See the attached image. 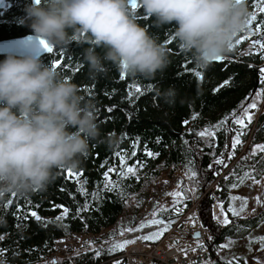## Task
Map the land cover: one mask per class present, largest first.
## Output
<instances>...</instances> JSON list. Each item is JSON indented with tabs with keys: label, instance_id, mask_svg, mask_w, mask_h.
<instances>
[{
	"label": "trees",
	"instance_id": "1",
	"mask_svg": "<svg viewBox=\"0 0 264 264\" xmlns=\"http://www.w3.org/2000/svg\"><path fill=\"white\" fill-rule=\"evenodd\" d=\"M32 2L10 0L6 8H0V39L32 32L25 11ZM137 3L139 7L132 9L128 0L129 12L168 50L169 63L154 78L131 76L110 61H103L104 72L93 74L84 58L89 44L84 42L83 34L67 46H53L52 53L40 57L51 67L59 59L61 66L55 68L58 76L76 84L84 102L95 105L100 135L89 142L88 152L79 157L76 168L54 170L55 179L45 189L23 195L10 193L0 198V264H40L56 251L60 238L75 233L101 234L97 241L114 237L111 229L120 224L129 199L148 196V190L143 189L144 181L158 177L163 170L173 174L177 168L188 173L195 171L197 193H205L198 210L212 229L209 256L213 264H248L244 255L229 257L220 252L219 246L226 238L264 220V209L243 216L230 207L235 188L248 177L264 176V151L253 154L256 145H264V107L246 124V134L240 137L242 143L235 148L233 139L241 126L231 118L233 113L238 116L257 89L264 91L261 78L264 57L260 48L264 44V13L257 7L259 0H246L247 19L255 13L256 20L238 34L230 53L207 67L197 65L190 53L181 50L174 37L175 24L158 25L154 17L144 14L140 0ZM257 24L261 25L259 32ZM96 52L103 57L104 49L98 47ZM5 57L0 55V61ZM170 88L176 92L172 102L164 96ZM226 117L227 122L218 127ZM206 129L214 135H198ZM133 151L135 156L131 155ZM146 151L158 155L148 157ZM122 160L126 166L136 167L135 176L117 175ZM217 160H223L227 167L216 163ZM138 161L144 166H137ZM110 168L117 170L109 172L111 181L119 183L115 191L104 189V173ZM97 192L101 196L94 198ZM215 201L223 202L228 211L229 221L225 224L214 217ZM187 202L185 205L194 201ZM64 208L69 210L68 214L57 221ZM173 208L161 211L166 219L177 217ZM135 212L139 210L135 208ZM137 220V217L131 221L129 218L128 224ZM106 229L108 233L104 234ZM161 237L145 241L155 243ZM114 244L122 245L109 242L97 248L81 249L69 258L57 260L56 264H126L123 260H110L124 249L109 251Z\"/></svg>",
	"mask_w": 264,
	"mask_h": 264
},
{
	"label": "clouds",
	"instance_id": "2",
	"mask_svg": "<svg viewBox=\"0 0 264 264\" xmlns=\"http://www.w3.org/2000/svg\"><path fill=\"white\" fill-rule=\"evenodd\" d=\"M140 5L158 25L175 24L179 47L201 67L233 50L249 15L246 0ZM25 11L32 33L49 45L67 46L85 35L84 58L93 74L104 72L103 61H110L131 76L151 79L169 63L166 45L136 22L128 0H33ZM164 96L172 102L176 92L170 88ZM96 111L76 84L39 56L7 54L0 61V198L43 190L55 179L54 170L76 168L100 135Z\"/></svg>",
	"mask_w": 264,
	"mask_h": 264
},
{
	"label": "rangeland",
	"instance_id": "3",
	"mask_svg": "<svg viewBox=\"0 0 264 264\" xmlns=\"http://www.w3.org/2000/svg\"><path fill=\"white\" fill-rule=\"evenodd\" d=\"M257 92H261L262 94L257 100L256 107L249 109L247 115H251L253 120L257 116L259 110L264 107V91L260 88L255 91L252 98L244 105L237 116L238 118L244 117L245 124L248 123V120L244 113V108H247L248 105L252 103L253 99L256 98ZM207 130L211 132L210 129ZM246 147L247 146H245L244 149ZM188 174L189 173L184 169L177 168L173 174H170L167 170H163L158 177L148 178L144 181L143 187L144 191L148 190V196L145 198L132 196L129 199L126 214L121 219L120 224L111 229V236L114 235V237L107 240L97 241V237L101 234L75 233L71 236L60 238L56 244V251L40 264H56L57 260L69 258L74 252L81 249L97 248L104 243L109 242L120 243L123 245L125 241H134L138 239V237H148L151 234L160 231L162 225L152 224L144 228H139V226L142 222L147 223V220L153 218L160 219L166 223L169 219H166L161 211L163 209L173 208L174 200L177 201L178 206L179 204L185 205L188 203V200L199 202L205 196V193L198 195L197 192L199 189L196 184L188 178ZM165 181H167V183H164ZM256 181H258V183ZM182 188L185 190L195 188L196 194L190 199H184L183 202L177 200L175 195H169L170 193L180 192ZM181 194L184 195V193ZM245 201L246 206L244 203ZM230 207L243 216L253 215L264 209V176L254 179L253 177H248L243 185L235 188L232 192ZM135 208H137L139 212H135ZM154 213L156 214L155 216H153ZM213 214L215 219L221 223H223L225 219L229 221L228 211L224 208L223 202L215 201L213 203ZM134 217H137V222H135V224L132 223L133 225L128 224L129 218L131 221ZM171 220H173V218ZM129 228L139 230L123 231L124 229ZM108 230H104L103 233H108ZM121 231H123L122 235ZM257 237H264V220L260 221L257 226L247 229V231H242L238 235L226 238L220 244L219 250L222 254L229 257L244 255L248 264H264V247L261 246L259 240L254 239ZM143 240L147 241V239ZM210 264H213L212 259Z\"/></svg>",
	"mask_w": 264,
	"mask_h": 264
},
{
	"label": "built area",
	"instance_id": "4",
	"mask_svg": "<svg viewBox=\"0 0 264 264\" xmlns=\"http://www.w3.org/2000/svg\"><path fill=\"white\" fill-rule=\"evenodd\" d=\"M178 206L181 213L159 241L149 243L136 239L110 260H123L126 264H210L212 229L199 213L198 201ZM190 217L195 219L190 220ZM197 231L200 232L199 238L195 236ZM201 244L203 247L199 246Z\"/></svg>",
	"mask_w": 264,
	"mask_h": 264
},
{
	"label": "snow or ice",
	"instance_id": "5",
	"mask_svg": "<svg viewBox=\"0 0 264 264\" xmlns=\"http://www.w3.org/2000/svg\"><path fill=\"white\" fill-rule=\"evenodd\" d=\"M239 2V0H238ZM130 3H131V8L132 9H137L139 7L138 3H137V0H130ZM261 5H264V0H259V3L257 5L258 9L260 12L264 13V6H261ZM256 20V14L255 13H252L250 15V18L247 19V24H246V27L247 25H251L252 21ZM245 27V28H246ZM244 28V29H245ZM256 28H257V31L259 32L261 30V25L257 24L256 25ZM239 42V41H238ZM40 45L43 46L44 50L47 52V53H52L53 52V47L51 45H49L46 41L40 39L39 41ZM254 44H259L260 42L259 41H254L253 42ZM233 47V45H232ZM260 48H261V56L264 57V44H260ZM222 59V57H218L216 59V61H220ZM61 66V61L59 59H56L53 63H52V67L55 69L57 67ZM197 75H199V73H196ZM261 78H262V82H264V69L261 70ZM228 81H225V84H227ZM141 90L139 87L136 88V92L139 93ZM262 93L261 92H257L256 94V98L253 99L252 103L250 105H248L247 108H244V113L246 114V118L248 120V123L250 124L252 122V116L251 115H247V113L249 112V109H252V108H255L256 105H257V100L259 99L260 95ZM131 95V94H130ZM109 112L112 111V109H108ZM232 120H233V123L234 124H237V125H240L241 127L237 130V135L236 137H234L233 139V144H232V147L235 148L238 144L242 143V141L240 140V137L245 135V131L244 129L247 127V125L244 123V117H240L238 118L236 116L235 113L232 114ZM227 122V117L225 118L224 121H221V124L218 125V127H221L223 126L225 123ZM185 123H187V121H185ZM198 135H200L201 137L205 136V135H214V133H211L209 132L207 129L203 132H200ZM133 147H135V144L133 145ZM259 150V151H264V145H256L254 148H253V154H255V152ZM119 155V153H118ZM132 156H135L136 153L135 151H133L131 153ZM146 155L148 157H154L155 155H158V154H154L153 152L151 151H146ZM229 159H231V155H229ZM216 163L218 164H222L224 165V167H227V165L224 163L223 160H217ZM137 166L139 167H143L144 165L141 163V162H137ZM101 167H103V165H101ZM212 166L209 165V168H211ZM69 172H71V169L68 170ZM117 170L115 168H110L108 170V172H105L104 173V178H105V184H104V189L107 190V191H115L118 187H119V183L118 182H113L111 181V179L109 178V172H116ZM82 174V173H81ZM81 174H75V175H81ZM118 176L120 177H131V176H135L136 175V167H128L125 165V162L122 160L121 161V169L119 170V172L117 173ZM195 177H196V173L195 171H191L189 174H188V178L190 180H192L194 183H198L196 180H195ZM139 177H137L138 179ZM227 179V177H226ZM254 179V178H253ZM258 183V181H256ZM164 183H167V181H165ZM241 183H243V180H241ZM233 187H236V185H233ZM181 193H184V195H182ZM196 194V189L195 188H189V189H181L180 192H176V193H170L169 195H175L177 197V200H179L180 202H183L184 199H190L192 198L193 195ZM12 195H15V193H12ZM94 198H99L101 196V193L97 192V193H94L93 194ZM259 199V198H258ZM10 202V201H9ZM245 203V206H246V201L244 202ZM173 205H174V212L179 215L181 213V208L179 206H177V201L174 200L173 201ZM186 206V205H185ZM59 207V206H57ZM219 207V206H218ZM68 209L67 208H64L63 210V214L61 216H58L56 218L57 221H60V220H63L64 216H66L68 214ZM238 214V213H237ZM33 217H35L38 221L40 220V218L37 216V214L35 212H32L31 214ZM156 214L154 213L153 216H155ZM27 217H25L26 219ZM190 220H194L195 218L194 217H190L189 218ZM228 221L225 219L223 221V223H227ZM175 223L174 220H171L169 219L166 223L160 219H149L147 220V223H144L142 222L139 226V228H144L146 226H149V225H152V224H156V225H162L160 231L156 232V233H153L151 234L150 236L148 237H138V239H159L164 232L168 231L169 230V226L171 224ZM139 229H132V228H129V229H124L123 231H137ZM123 231H121V235L123 234ZM195 236L197 238H199L200 236V233L199 232H196L195 233ZM256 240H259L260 243H261V246L264 247V237H257V238H254ZM135 241H125L123 245H116L114 244L113 245V248H110L109 251H112V250H122L123 247H126L127 244H130V243H134ZM230 243H234V242H230ZM200 247H203V245H199ZM222 246H227V245H222ZM194 250V249H193ZM97 256L100 255V252H97L96 253Z\"/></svg>",
	"mask_w": 264,
	"mask_h": 264
},
{
	"label": "water",
	"instance_id": "6",
	"mask_svg": "<svg viewBox=\"0 0 264 264\" xmlns=\"http://www.w3.org/2000/svg\"><path fill=\"white\" fill-rule=\"evenodd\" d=\"M129 3H130V0H129ZM39 41H40V38L35 36L32 32L19 35V36H15V37L0 39V55L33 54V55H37L41 57L47 52L44 50L43 46L40 45ZM223 57L224 56H222V58Z\"/></svg>",
	"mask_w": 264,
	"mask_h": 264
},
{
	"label": "flooded vegetation",
	"instance_id": "7",
	"mask_svg": "<svg viewBox=\"0 0 264 264\" xmlns=\"http://www.w3.org/2000/svg\"><path fill=\"white\" fill-rule=\"evenodd\" d=\"M10 3V0H0V8H6L8 4Z\"/></svg>",
	"mask_w": 264,
	"mask_h": 264
},
{
	"label": "bare ground",
	"instance_id": "8",
	"mask_svg": "<svg viewBox=\"0 0 264 264\" xmlns=\"http://www.w3.org/2000/svg\"><path fill=\"white\" fill-rule=\"evenodd\" d=\"M199 203V202H198Z\"/></svg>",
	"mask_w": 264,
	"mask_h": 264
}]
</instances>
